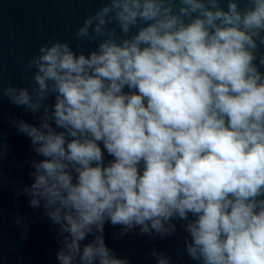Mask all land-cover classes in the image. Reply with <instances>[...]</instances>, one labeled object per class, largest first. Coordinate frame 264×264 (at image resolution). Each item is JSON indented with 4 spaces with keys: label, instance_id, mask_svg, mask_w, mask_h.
<instances>
[{
    "label": "clouds",
    "instance_id": "clouds-1",
    "mask_svg": "<svg viewBox=\"0 0 264 264\" xmlns=\"http://www.w3.org/2000/svg\"><path fill=\"white\" fill-rule=\"evenodd\" d=\"M100 4L75 48L39 46L28 86L0 83L39 121L9 118L43 157L18 195L58 226V264H130L106 223L165 238L181 221L193 261L264 264V0Z\"/></svg>",
    "mask_w": 264,
    "mask_h": 264
},
{
    "label": "water",
    "instance_id": "water-1",
    "mask_svg": "<svg viewBox=\"0 0 264 264\" xmlns=\"http://www.w3.org/2000/svg\"><path fill=\"white\" fill-rule=\"evenodd\" d=\"M100 6V0H0V83L28 86L25 77H30L31 72L25 65L39 46L54 37L71 41L75 48L76 29L86 15ZM94 47L95 44L86 43L84 50ZM10 117L39 124L30 112L11 105L7 98L0 99V264H58V226L44 217L43 207L33 211L28 198L18 195L19 189L33 182L29 174L33 169L25 161L43 157L33 152L28 137L10 125ZM105 158L111 159L106 153ZM18 216L28 225L26 237L21 235L22 227L15 224ZM183 223H177L176 233L165 238L141 235L138 227L121 237L120 226L106 223L104 239L118 257L128 258L130 264H156L150 255L153 250L171 257V264H199L184 250V241L189 237ZM91 239L89 236L84 243Z\"/></svg>",
    "mask_w": 264,
    "mask_h": 264
}]
</instances>
